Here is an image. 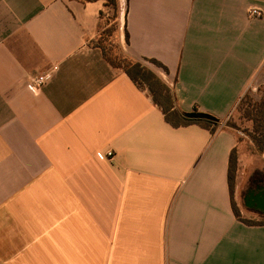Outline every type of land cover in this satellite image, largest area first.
Wrapping results in <instances>:
<instances>
[{"label":"crops","instance_id":"obj_1","mask_svg":"<svg viewBox=\"0 0 264 264\" xmlns=\"http://www.w3.org/2000/svg\"><path fill=\"white\" fill-rule=\"evenodd\" d=\"M102 11L0 0V264H264V225L232 206V151L238 179L245 159L225 125L246 93L263 96L264 0H119L125 53L166 65L147 62L182 110L222 121L215 133L172 126L106 62L92 45Z\"/></svg>","mask_w":264,"mask_h":264},{"label":"trees","instance_id":"obj_2","mask_svg":"<svg viewBox=\"0 0 264 264\" xmlns=\"http://www.w3.org/2000/svg\"><path fill=\"white\" fill-rule=\"evenodd\" d=\"M87 1L94 2L99 0ZM103 1L104 11L100 13L101 31L92 41V45L95 48L100 49L106 62L113 68L125 72L139 88L148 89L154 103L162 110L166 120L172 126L179 128L192 124H198L211 129V131L215 133L222 124V121L219 118L208 114L212 117V119H194V115L202 112H198L197 110L191 112L182 110L179 105L175 88L165 82L152 68L145 65L142 61L136 60L127 55L121 43H116V34L118 33L119 38L120 29V23L118 21L119 0ZM110 11L112 12L111 15L107 13ZM126 41L129 42V33L127 29ZM145 61L163 69L166 73H169L168 67L160 61L156 59H145ZM236 112L240 114L241 119L247 120L252 124L251 130L248 133L249 137L251 138L255 148L260 153H264V89L261 99H256L251 92L246 93L238 103ZM225 125L237 131L239 130V127L231 122L230 119L225 123ZM239 168V154L238 149L235 148L230 156L228 172L232 206L235 215L239 220L248 225H264V216L260 219L244 218L237 206V202L235 201V187Z\"/></svg>","mask_w":264,"mask_h":264},{"label":"rangeland","instance_id":"obj_3","mask_svg":"<svg viewBox=\"0 0 264 264\" xmlns=\"http://www.w3.org/2000/svg\"><path fill=\"white\" fill-rule=\"evenodd\" d=\"M109 15L112 14V12H107ZM107 19V18H106ZM116 43H120L118 38V33L116 34ZM145 65L149 66L146 61H142ZM230 121L236 124L239 127L238 132L241 134V153H244V162H241V173L240 177L238 179V174L236 178V187H235V193L238 190L239 193H237V206L241 212V209L243 208L245 210V213L242 214L243 217L246 218H253V219H260L256 218V216L249 212V209H247L243 196L246 191V189L249 186L250 179L256 174V170H264V153H260L255 146L253 145L251 138L249 137V131L251 130L252 124L244 119H241V116L238 112H235L234 115L230 118ZM240 169V168H239ZM239 172V171H238ZM263 174V173H261ZM239 186V189H238Z\"/></svg>","mask_w":264,"mask_h":264},{"label":"flooded vegetation","instance_id":"obj_4","mask_svg":"<svg viewBox=\"0 0 264 264\" xmlns=\"http://www.w3.org/2000/svg\"><path fill=\"white\" fill-rule=\"evenodd\" d=\"M258 198L264 200V174L253 178L243 196L246 206L255 210L261 209Z\"/></svg>","mask_w":264,"mask_h":264},{"label":"built area","instance_id":"obj_5","mask_svg":"<svg viewBox=\"0 0 264 264\" xmlns=\"http://www.w3.org/2000/svg\"><path fill=\"white\" fill-rule=\"evenodd\" d=\"M251 14L253 16H260V12L256 9L252 10ZM57 70H58V67L55 66L44 73L31 76L27 83V86L34 87V88H40V87L47 85L54 78V75ZM252 92L256 96L258 92V88L256 87L253 88ZM110 155H112V153H110Z\"/></svg>","mask_w":264,"mask_h":264},{"label":"water","instance_id":"obj_6","mask_svg":"<svg viewBox=\"0 0 264 264\" xmlns=\"http://www.w3.org/2000/svg\"><path fill=\"white\" fill-rule=\"evenodd\" d=\"M194 119H198V120H210L212 119V117L206 113H197L196 115H194L193 117ZM258 202L260 204V208L264 209V200L258 198Z\"/></svg>","mask_w":264,"mask_h":264}]
</instances>
